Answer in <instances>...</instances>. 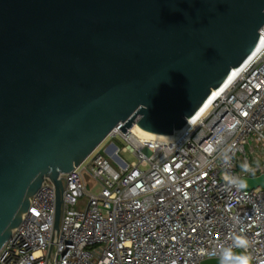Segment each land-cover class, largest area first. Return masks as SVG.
Here are the masks:
<instances>
[{
    "label": "water",
    "instance_id": "water-1",
    "mask_svg": "<svg viewBox=\"0 0 264 264\" xmlns=\"http://www.w3.org/2000/svg\"><path fill=\"white\" fill-rule=\"evenodd\" d=\"M263 29L264 0H0V251L46 177L57 233L63 174L117 127L184 128Z\"/></svg>",
    "mask_w": 264,
    "mask_h": 264
},
{
    "label": "built area",
    "instance_id": "built-area-1",
    "mask_svg": "<svg viewBox=\"0 0 264 264\" xmlns=\"http://www.w3.org/2000/svg\"><path fill=\"white\" fill-rule=\"evenodd\" d=\"M131 130L115 128L61 176L57 233L56 186L44 179L0 264H202L239 234L252 241V264H264V187L237 190L223 179L264 175V46L207 114L170 139H134ZM244 162L254 172H243Z\"/></svg>",
    "mask_w": 264,
    "mask_h": 264
},
{
    "label": "clouds",
    "instance_id": "clouds-1",
    "mask_svg": "<svg viewBox=\"0 0 264 264\" xmlns=\"http://www.w3.org/2000/svg\"><path fill=\"white\" fill-rule=\"evenodd\" d=\"M213 150L210 148L209 152ZM223 159L228 161L230 157L225 153ZM240 167L243 172H254V169L248 162L242 163ZM223 179L229 188L241 190L247 187L246 181L239 176L225 174ZM231 240L232 242L228 246L222 244L217 246L218 264H252L253 258L248 254L252 241L243 234L234 235Z\"/></svg>",
    "mask_w": 264,
    "mask_h": 264
},
{
    "label": "bare ground",
    "instance_id": "bare-ground-1",
    "mask_svg": "<svg viewBox=\"0 0 264 264\" xmlns=\"http://www.w3.org/2000/svg\"><path fill=\"white\" fill-rule=\"evenodd\" d=\"M262 43L257 51V53L255 55H253V57H251V59L241 68H235L234 69V73H233V77L231 78V80L227 83V85H225L224 87H222L219 90H214V95L212 97V99L209 101V103L207 104V106L198 114L196 115V117H194V119H198L202 116H204L205 114H207V112L210 110L212 104L214 103V101L220 96V94H222L228 87L229 85L236 79L238 78V76L248 68V66L251 64V62L254 60V58H256L258 56V54H260L263 46H264V38L261 39ZM133 136L134 139H139L138 135L140 134L142 137L144 136L145 138H149V139H156V140H168L170 139V135H162V134H155V133H151L148 132L146 130H143L142 128H140L139 126L135 125L131 132H130ZM139 135V136H140Z\"/></svg>",
    "mask_w": 264,
    "mask_h": 264
},
{
    "label": "rangeland",
    "instance_id": "rangeland-1",
    "mask_svg": "<svg viewBox=\"0 0 264 264\" xmlns=\"http://www.w3.org/2000/svg\"><path fill=\"white\" fill-rule=\"evenodd\" d=\"M140 135V134H139ZM139 135H138V137H139ZM141 136V135H140ZM111 139L109 138L106 142H105V144L102 146V147H104L109 141H110ZM115 142L122 148V147H124L125 145H127V143L124 141V140H122V139H118V140H115ZM121 156L126 160V161H128V162H130V163H132V162H134L135 161V157L132 155V154H130V153H124V152H121Z\"/></svg>",
    "mask_w": 264,
    "mask_h": 264
}]
</instances>
